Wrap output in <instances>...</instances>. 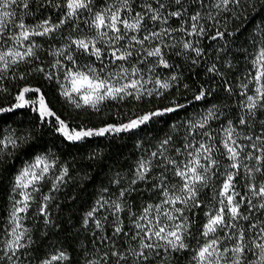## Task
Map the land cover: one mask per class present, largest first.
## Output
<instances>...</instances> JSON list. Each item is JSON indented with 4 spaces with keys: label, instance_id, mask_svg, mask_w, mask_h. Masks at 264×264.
<instances>
[{
    "label": "snow or ice",
    "instance_id": "1",
    "mask_svg": "<svg viewBox=\"0 0 264 264\" xmlns=\"http://www.w3.org/2000/svg\"><path fill=\"white\" fill-rule=\"evenodd\" d=\"M52 7L59 10L57 22L49 17L34 25L26 23V17ZM81 17L82 24L78 22ZM257 18L259 23H255ZM228 19L241 21L243 27L229 31ZM69 21L77 32L83 28L85 35L69 37L65 47L50 52L61 58L50 67L63 69V82L57 78L60 96L85 111H99L105 101L141 102L146 97H165L174 86L178 91L187 69L173 64V56H182L190 68L203 66L212 81L223 79L222 69L232 67L226 61L232 53L230 45L248 24L253 25L247 31L251 39L246 41L243 58L249 68L240 78L234 119L225 116L219 132H213L210 122L219 120L223 112L212 105L199 114V119L183 122L181 143L169 134L158 142L155 151L146 154L147 158L138 159L127 186L117 174L111 182L118 187V194L115 198L101 195L83 220L86 227L94 223L95 244L84 264H179L182 258H187L188 264H264V0H104L100 7L94 6L93 0H0V80L9 76L16 79L21 64L33 65L35 71L52 80L53 75L34 63L39 60L40 48L34 37L55 39V32ZM202 38L223 41L215 49L214 60L201 46ZM79 55H86L88 62L81 64ZM26 74L30 73L21 72L18 78L23 80ZM207 83L196 88L192 99L184 103L173 98L167 106L133 113L126 120L99 128L71 127L45 103L43 95L38 97L39 107L32 110L38 112L41 124L55 117V132L75 143L159 123V118L212 96L215 89L205 87ZM6 91L0 87V92ZM223 91L234 94L227 81ZM30 92L39 93L40 89L22 88L11 106L0 107V115L34 105L35 101L25 98ZM32 138L31 130L4 132L0 128V164L17 151L27 155ZM54 166L55 161L47 155L37 154L15 175L7 228L0 232V264H24L31 254V230L24 221L34 202L44 223H51L48 204L52 197L41 193V185ZM221 175L222 182L215 183L214 178ZM67 176L68 168L61 167L50 181V191H59L58 185L65 183ZM241 176L242 192L237 191ZM140 183H150L158 203L136 213L128 198L138 191ZM209 186L214 190L215 204L204 213L206 220L199 226L198 236L193 235L188 214L204 206L202 190ZM101 191L109 193L110 189ZM102 209L108 212L103 220L111 218V232L105 235H101L105 224L96 217ZM122 213L128 216L129 225ZM189 237L197 239L195 247L186 242ZM97 239L99 243H95ZM68 259L65 251L56 250L39 264H65Z\"/></svg>",
    "mask_w": 264,
    "mask_h": 264
},
{
    "label": "trees",
    "instance_id": "2",
    "mask_svg": "<svg viewBox=\"0 0 264 264\" xmlns=\"http://www.w3.org/2000/svg\"><path fill=\"white\" fill-rule=\"evenodd\" d=\"M257 21L259 18L255 23ZM252 27V24L247 25V29H252ZM246 36L248 40L251 39L247 34ZM243 37L244 35L241 33L236 40L242 42V50H245L243 48H247V43L243 41ZM242 67V63L237 62L236 66H233V72H227L223 79H216L214 86H208L215 91L207 100L193 101L179 113H172L159 118V123H150L128 133L107 134L72 143L65 141L62 136L55 132L54 120L51 119L48 120V123L41 124L38 114L33 112L31 108L16 109L14 113L0 115V128L4 132L15 129L18 132L31 130L33 133L30 142L32 147L27 155L17 151L8 156L6 163L0 164V219L7 210L13 179L24 163L30 161L37 154L44 153L51 156L55 161L56 168H68V176L65 178L60 202L56 203L49 212L52 217V227L47 231L44 239L35 241L37 243L34 244L39 245L33 246L32 252L39 255L43 247H49L55 243L56 246H61L69 253V261L65 264H79L84 246L86 247L90 240L88 235L82 236V230L76 233L74 229L75 227H82L85 214L91 210L101 195L115 198L119 189L111 181L115 180L119 174L123 178V185L127 186L132 178V169L138 160V152L144 148L142 153L147 158L146 154H150V149L176 129V127H171V124L175 122L174 125L178 126L177 120L186 115L192 107L200 106L203 102L216 104L229 102L227 98L230 95L223 91V87L227 81L235 93L236 79L241 77ZM27 83L30 82L17 78L13 83L1 84L0 87H6L7 91L0 92V107L9 106L14 101L16 93ZM176 142L181 143L179 139H176ZM103 188H109L110 192L102 193ZM147 191H151L150 183H140L138 191L131 194L128 198V204L132 210L139 208L140 202L147 197ZM104 211L102 213L107 216L108 212ZM193 212L196 213L194 218L196 223L191 219V229L198 228L203 222L201 219L203 208L194 209L191 215ZM121 215L126 220L127 215L123 213ZM109 219L111 220V218ZM183 260L184 258L179 261V264Z\"/></svg>",
    "mask_w": 264,
    "mask_h": 264
},
{
    "label": "rangeland",
    "instance_id": "3",
    "mask_svg": "<svg viewBox=\"0 0 264 264\" xmlns=\"http://www.w3.org/2000/svg\"><path fill=\"white\" fill-rule=\"evenodd\" d=\"M104 3V0H93V4L96 7L102 6ZM249 13H251V9L248 10ZM86 15V14H85ZM235 15V13H233ZM51 17L52 22H57L59 18V10L56 9L55 7H52L50 10L44 11H37L35 12L34 15H30L26 17V23L30 25H34L38 23V21L42 19H46ZM84 17H81L79 19V23H83ZM259 23V21H257ZM71 25V26H70ZM175 26V24L173 25ZM227 26L229 31H234L237 26L243 27L241 24V21L236 20L233 21L231 19L227 20ZM221 30H223L224 24L221 23L220 25ZM250 29H246L245 32H243V41H247L248 37L246 36L247 31ZM209 34H213V30L209 28ZM85 35L84 29L81 28L79 32L75 30V25L72 24V21H69L68 25L61 26V29H58L54 36L55 39L52 37H34V40L36 41L37 44L40 45V48L38 49V54H39V60L35 61V65L38 67H44L46 72L49 74L53 75L52 80H48L44 77L43 74L37 72L34 70L33 65H26V64H21L19 66V70L16 73V77L18 78L21 72L25 73H30L26 74L25 78L23 80H26L27 83L21 87L24 88L26 86L28 87H33V88H39L40 92L39 93H27L26 94V99L29 101H35L36 103L32 106H26L25 108H32L39 107V100L38 97L40 95L44 96L45 103L62 119H64L71 127L77 128V127H87V128H99L102 127L105 123H119L122 120H126L127 118H130L133 113H137L140 111L144 110H150L155 107H164L167 106L171 103L173 98L179 100L180 102L184 103L186 100L192 99L194 96L196 88L200 87L201 84H203L205 81L208 83L205 84V87H208L210 85L214 86V82H216L217 78L221 77H216L214 81L210 79L211 74H206L205 68L199 67V68H190L189 64L186 63L183 59V57H176L173 56L171 62L173 64H180L183 65V69H187L183 71V74L181 76V81H180V87L179 90L173 87V89L169 92L166 93L165 97L161 98H148L146 97L144 101L141 102H119V101H105L103 104L99 106V111H95L92 109L88 110H80L76 109L70 102H67L64 97L60 96V90L57 85V78L62 80L61 73L63 69L61 68L59 71L55 68L50 67L51 64L55 63L56 59H61L60 57H54L52 55H49L50 52L54 51L57 48L65 47L68 42V38H76L79 36ZM89 37H91V33H88ZM63 37V38H62ZM233 37H229V40H232ZM223 41L220 42H214L211 39H206L202 38L201 39V46L204 47L207 52L209 57H211L213 60L215 59V49L219 46V44H222ZM242 42H238L235 38V43L230 45L232 48V53L228 57H226V61L231 62V69H229L227 66H225L222 71L224 72V77L227 75V72H233L234 68L233 66H236L237 62L242 63V68H241V77H237L236 79V91L233 95H230L229 98H227V101L229 102H223L220 104L216 103H206L203 102L200 106L197 107H192L189 112L186 115H183L180 117L179 120H177V127L176 129L170 133L171 135H174L177 140L179 139L181 142L184 139V133H185V128L182 126L183 122L190 119V118H196L199 119V114L204 113L206 109L210 108L212 105H216L222 112L223 115L220 116L219 120H213L211 121V130L213 132H219L221 122L224 121L225 116H227L230 119H234L233 113L237 111V101L240 99L238 92L240 91L239 84H240V78L244 77L248 71L249 65L248 62L243 58L245 50H242L241 46ZM211 46V47H209ZM246 49V48H243ZM78 61L81 64H85L88 62V58L86 55H79L77 57ZM67 63V61H65ZM223 63V62H222ZM177 71H182V69H177ZM167 74V70H165V75ZM16 78V79H17ZM16 79H13L11 76H9L6 80H0V85L6 83V82H15ZM187 85L188 87L185 88L184 85ZM20 89V90H21ZM15 102L14 101L12 103ZM10 103V102H9ZM11 103V104H12ZM11 104L9 106H11ZM6 106V107H9ZM33 111V110H32ZM34 112V111H33ZM38 114V112H36ZM54 120L55 117L48 118V120ZM176 124L175 122L171 124V127ZM178 128V129H177ZM107 135V134H106ZM95 137V136H94ZM91 138V137H89ZM159 142V141H158ZM156 143V145L158 144ZM177 143V142H176ZM144 150L141 149L138 152V159L141 157H145L142 153ZM151 152L156 150V146L154 148L150 149ZM150 152V153H151ZM40 155H47V154H40ZM50 161H53V158L49 155ZM24 166V165H23ZM59 174V169L56 168V166L53 167V169L50 171L48 179L42 182L41 185V193L48 194L52 197L48 204V214L49 212L54 208V205L56 203L60 202V196L62 194V189L64 188V184L58 185L59 191H50L52 188L51 184V179L54 178L56 175ZM14 180V179H13ZM223 176H219L214 178V182L219 184L222 182ZM66 181V180H65ZM243 183H244V178L241 176L238 181H237V191H243ZM13 186V183L12 185ZM151 186V185H150ZM206 194V197H205ZM214 195V190L211 186L204 188L202 190V201H203V212H202V220L203 222L206 220V217L204 213L208 211L209 207H211L213 204H215V201L213 199ZM11 196H12V187L10 190V194L8 197V205H7V210L5 211V214L3 217L0 219V232H3L4 229L7 228V217H8V211L11 207ZM101 197V196H100ZM99 197V198H100ZM40 196L39 194H36V201H39ZM158 203V197L153 194V191H147V197L145 200L140 202L139 208L137 210H132L133 212L140 213L142 212L143 208L146 207L148 204H156ZM104 211L103 209L96 214V217L101 219L102 222L105 224V230L101 232V235L109 234L111 232V223L110 219L109 221H104L103 218L106 216L105 213H102ZM105 212V211H104ZM86 215V214H85ZM190 215V218L194 221V218L196 216V213L193 212V214ZM27 219L24 221V223L28 226V228L31 230V236L33 243L31 244V249H33V246H38L39 244H34L37 243L35 242L36 240L44 239L47 235V231L51 229L52 227V221L50 224H45L44 223V218L38 215L37 212V203H33L31 208L29 209V212L27 213ZM50 220H52L51 215L49 214ZM123 217V216H122ZM85 218V217H84ZM124 223L126 225L130 224L128 216L126 217V220L124 219ZM196 223V221H194ZM194 223V224H195ZM93 228H94V223L90 222L89 226H84L82 222V227L77 228L75 227V232H81L82 230V236L85 237L86 235L89 236V244L85 247L84 244V249H89L88 252L83 251L81 257H80V263L79 264H84V259L85 256H92L91 249L95 247V244L92 243L93 241ZM198 230L199 227L195 229H191V232L193 235L198 236ZM186 242L190 243L193 247L197 245V239H192L191 237L187 238ZM95 243H99V240L97 239ZM37 248V247H36ZM56 250H63L68 254L69 253L64 250L61 246H56L55 243H52L49 247L45 246L43 247V250L39 255H35L31 251V254L28 256V258L24 261V264H29V261H31V264H39V260L44 258L46 255L51 254L52 252ZM97 252H99V249H97ZM69 261V259H68ZM66 261V262H68ZM65 262V263H66ZM180 264H188V259L184 258L183 261L180 262Z\"/></svg>",
    "mask_w": 264,
    "mask_h": 264
}]
</instances>
